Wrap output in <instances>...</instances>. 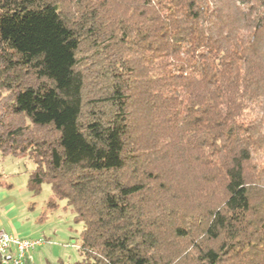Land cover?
Returning a JSON list of instances; mask_svg holds the SVG:
<instances>
[{"label":"trees","instance_id":"trees-1","mask_svg":"<svg viewBox=\"0 0 264 264\" xmlns=\"http://www.w3.org/2000/svg\"><path fill=\"white\" fill-rule=\"evenodd\" d=\"M0 153L74 264H264V0H0Z\"/></svg>","mask_w":264,"mask_h":264},{"label":"rangeland","instance_id":"rangeland-1","mask_svg":"<svg viewBox=\"0 0 264 264\" xmlns=\"http://www.w3.org/2000/svg\"><path fill=\"white\" fill-rule=\"evenodd\" d=\"M33 163L0 153V230L25 239H38L42 245L31 253L35 264L59 260L74 264L79 252L82 223L63 200L50 204L49 185L42 184L37 195L27 187Z\"/></svg>","mask_w":264,"mask_h":264},{"label":"built area","instance_id":"built-area-1","mask_svg":"<svg viewBox=\"0 0 264 264\" xmlns=\"http://www.w3.org/2000/svg\"><path fill=\"white\" fill-rule=\"evenodd\" d=\"M42 243L38 239L20 238L0 230V262L1 264H23L26 259H31V253Z\"/></svg>","mask_w":264,"mask_h":264},{"label":"crops","instance_id":"crops-1","mask_svg":"<svg viewBox=\"0 0 264 264\" xmlns=\"http://www.w3.org/2000/svg\"><path fill=\"white\" fill-rule=\"evenodd\" d=\"M32 259V258H31Z\"/></svg>","mask_w":264,"mask_h":264}]
</instances>
